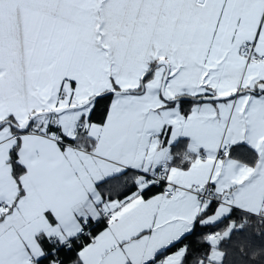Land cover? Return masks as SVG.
I'll list each match as a JSON object with an SVG mask.
<instances>
[{"label": "snow or ice", "instance_id": "snow-or-ice-1", "mask_svg": "<svg viewBox=\"0 0 264 264\" xmlns=\"http://www.w3.org/2000/svg\"><path fill=\"white\" fill-rule=\"evenodd\" d=\"M189 256L264 264V0H0V264Z\"/></svg>", "mask_w": 264, "mask_h": 264}, {"label": "trees", "instance_id": "trees-1", "mask_svg": "<svg viewBox=\"0 0 264 264\" xmlns=\"http://www.w3.org/2000/svg\"><path fill=\"white\" fill-rule=\"evenodd\" d=\"M132 175V172L128 173V176L130 177ZM124 179V178H121ZM134 188H132L129 184L128 189L124 192L125 195L130 194L131 191H133ZM147 194V193H146ZM238 215V213L236 214ZM227 224V221H224L223 223H219L215 225L214 227H205V228H200L199 226L197 227L196 231L193 232L191 235H189L186 239H184L181 243L177 244L175 248L171 249V251H175L178 249L182 244H188L192 248L193 252H195L198 248L201 247L200 245V237L203 233L207 232H212V231H217L225 227ZM192 257H188V262L190 264Z\"/></svg>", "mask_w": 264, "mask_h": 264}, {"label": "crops", "instance_id": "crops-1", "mask_svg": "<svg viewBox=\"0 0 264 264\" xmlns=\"http://www.w3.org/2000/svg\"><path fill=\"white\" fill-rule=\"evenodd\" d=\"M161 189L160 188H153L150 192H148L147 194H146V196H150V195H153V194H155L156 192H158V191H160ZM133 191H135V188L133 189ZM177 250V249H176ZM175 250V251H176ZM174 252V251H173Z\"/></svg>", "mask_w": 264, "mask_h": 264}]
</instances>
